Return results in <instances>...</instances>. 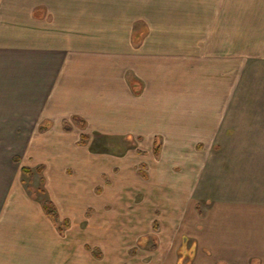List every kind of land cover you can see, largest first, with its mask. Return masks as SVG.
Returning a JSON list of instances; mask_svg holds the SVG:
<instances>
[{"label": "crops", "instance_id": "1", "mask_svg": "<svg viewBox=\"0 0 264 264\" xmlns=\"http://www.w3.org/2000/svg\"><path fill=\"white\" fill-rule=\"evenodd\" d=\"M208 1L198 0L193 21L136 17L108 25L90 0H0V264L169 263L167 255L117 258L102 224L92 225L99 239L85 237L91 226L69 212L70 198L47 199L53 181L67 187L60 169L79 166L64 124L74 122L80 134L162 142L159 175L165 147L186 157L196 143L231 164L240 155L264 157V0ZM80 155L83 165L87 155ZM21 168H40L46 200ZM175 178L179 187L188 183L181 171ZM44 201L53 203L56 220ZM262 204L254 212L261 222L251 220L249 206L243 232L232 220L226 233L208 234L231 236L230 256L264 264Z\"/></svg>", "mask_w": 264, "mask_h": 264}, {"label": "rangeland", "instance_id": "2", "mask_svg": "<svg viewBox=\"0 0 264 264\" xmlns=\"http://www.w3.org/2000/svg\"><path fill=\"white\" fill-rule=\"evenodd\" d=\"M243 1L234 0L233 3ZM245 1L254 3L256 0ZM197 2L90 0V8L92 12L99 11L105 15L102 16L105 24L126 25L133 23L136 17L144 22L146 18L153 19L156 23L162 16L165 20L168 16H183L193 21L194 15L199 16L200 9L197 8L198 12L194 10ZM227 2L215 0L213 3L221 5ZM209 9L207 6L205 10L207 22L209 15L213 14ZM223 15L227 14L218 13L219 18ZM234 15L237 21L238 14ZM177 27L175 25V29ZM75 127L78 125L74 122L64 124V129L69 130V143L75 144V150H79L74 153L79 166L60 169L62 177L66 176L61 185L66 184L67 187L56 188L57 183L53 181L47 199L52 195L63 200L70 198L69 212L83 214L91 226L85 231V237L99 239V231L92 225L102 224L107 231L108 250L116 244L115 255L126 260L149 261L155 258L156 261L167 255L164 260L168 264H258L257 259L249 262L248 257L243 258L242 254L236 258L230 256L227 242L228 247H232L231 236L218 238L215 233H208L216 228H223L226 233L232 220L237 223L235 232H243L249 206L253 207H250L251 220L261 222L254 212L264 203V157L240 155L231 158V164L222 152L212 150L209 157L206 155L209 148L196 143L192 148L194 152L181 149V153L186 150V157H174V153L165 147L171 155L165 153V174L159 175L157 168L161 167L159 151H162V142L154 146L152 142L140 144L129 138L120 140L94 132L80 134ZM80 152L87 155L83 165ZM217 164L220 167L213 168ZM39 169L21 168V172L26 182L29 180L36 186L34 191L39 198L46 200V182H43ZM180 171L187 174L185 187L172 182ZM156 177L158 183L155 182ZM104 216L107 221L102 219ZM65 224L67 222L63 226Z\"/></svg>", "mask_w": 264, "mask_h": 264}, {"label": "trees", "instance_id": "3", "mask_svg": "<svg viewBox=\"0 0 264 264\" xmlns=\"http://www.w3.org/2000/svg\"><path fill=\"white\" fill-rule=\"evenodd\" d=\"M23 171L25 172L26 170L24 169ZM43 209L49 216H51V218L53 220H56L57 213H56L55 207L53 206V204L51 202L44 201L43 202Z\"/></svg>", "mask_w": 264, "mask_h": 264}, {"label": "water", "instance_id": "4", "mask_svg": "<svg viewBox=\"0 0 264 264\" xmlns=\"http://www.w3.org/2000/svg\"><path fill=\"white\" fill-rule=\"evenodd\" d=\"M185 240H183V242H184Z\"/></svg>", "mask_w": 264, "mask_h": 264}]
</instances>
